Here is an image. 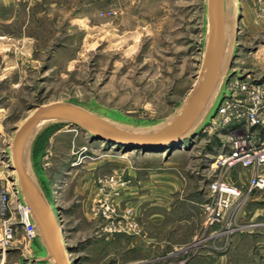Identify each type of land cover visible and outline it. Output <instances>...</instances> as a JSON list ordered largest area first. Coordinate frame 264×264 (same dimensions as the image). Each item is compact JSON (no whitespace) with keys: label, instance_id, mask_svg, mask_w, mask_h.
Listing matches in <instances>:
<instances>
[{"label":"rangeland","instance_id":"obj_1","mask_svg":"<svg viewBox=\"0 0 264 264\" xmlns=\"http://www.w3.org/2000/svg\"><path fill=\"white\" fill-rule=\"evenodd\" d=\"M203 4L0 0V191L7 200L2 219L13 226L0 264H22L21 252L32 255L38 249L22 223L5 154L13 129L33 107L59 99L129 122L167 116L197 74ZM239 8L245 19L241 29L239 23L232 68L264 81V0H239ZM241 133L214 114L200 132L173 148L142 150L91 138L71 125L47 129L36 141L34 163L58 214L71 263L155 264L154 255L143 253L140 237L155 235L157 214L164 220L161 234H169L171 222L165 221L184 209L178 202L188 200L200 202L202 226L219 224L215 235L264 227V216L243 213L256 190L245 182L244 170L219 163L229 139ZM216 178L234 182L241 195L223 220L209 224L203 204ZM200 236L203 244L210 239L197 228L193 240ZM190 243L181 257L167 256L164 264H184L192 256Z\"/></svg>","mask_w":264,"mask_h":264},{"label":"water","instance_id":"obj_2","mask_svg":"<svg viewBox=\"0 0 264 264\" xmlns=\"http://www.w3.org/2000/svg\"><path fill=\"white\" fill-rule=\"evenodd\" d=\"M239 0H204L201 59L184 98L165 117L136 123L114 118L73 100L38 104L13 129L5 154L19 202L26 209L38 249L21 252L35 264H72L61 224L34 163V147L49 128L71 125L91 138L128 149L173 148L195 136L215 114L229 77L239 30ZM216 111V109H215Z\"/></svg>","mask_w":264,"mask_h":264},{"label":"built area","instance_id":"obj_3","mask_svg":"<svg viewBox=\"0 0 264 264\" xmlns=\"http://www.w3.org/2000/svg\"><path fill=\"white\" fill-rule=\"evenodd\" d=\"M222 100L218 104L215 115L222 124L237 125L242 133L232 136L228 142V150L219 156V163L225 168L239 165L249 172L246 183L250 189L264 188V139L260 128H264V81L258 80L251 72L239 68H231ZM212 121V118L210 119ZM210 200L203 204L206 222H220L231 204L241 195V190L234 182L216 178L209 184ZM5 192L0 191V249L11 237L12 223L2 219L6 210ZM18 209L22 215V223L27 233L33 237V229L25 222L26 209L18 201ZM30 226V228H28ZM233 229L227 230L231 233Z\"/></svg>","mask_w":264,"mask_h":264},{"label":"crops","instance_id":"obj_4","mask_svg":"<svg viewBox=\"0 0 264 264\" xmlns=\"http://www.w3.org/2000/svg\"><path fill=\"white\" fill-rule=\"evenodd\" d=\"M245 14L243 10L240 18V29L242 28ZM260 135L264 139V128H260ZM245 182L249 172H245ZM193 200V199H192ZM178 202L183 210H178V214L171 217L170 233L161 234L164 224L163 219H159L157 214L155 222V235L140 237V246L145 247L146 254L155 256V264H164L165 257L172 259L181 257L185 251L184 246L192 242L193 234L197 228L206 230V235L210 238L205 244L201 236L194 243L192 256L184 264H264V227H258L253 233H236L233 235L214 234L219 229V224L209 227L202 226V217L199 214L200 202ZM243 213L255 218L264 216V188L255 190L249 202H244ZM137 245L136 243L131 246ZM197 248V246H201ZM0 263L3 253L0 250ZM27 262V261H26ZM25 264V261L22 263Z\"/></svg>","mask_w":264,"mask_h":264},{"label":"bare ground","instance_id":"obj_5","mask_svg":"<svg viewBox=\"0 0 264 264\" xmlns=\"http://www.w3.org/2000/svg\"><path fill=\"white\" fill-rule=\"evenodd\" d=\"M27 220H26V218H25V222H26ZM28 228H30V226L28 227Z\"/></svg>","mask_w":264,"mask_h":264}]
</instances>
